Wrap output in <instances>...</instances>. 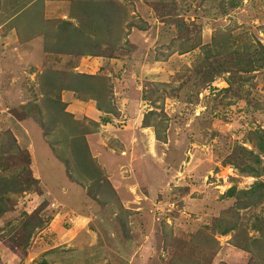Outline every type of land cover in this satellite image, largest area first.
Wrapping results in <instances>:
<instances>
[{"label": "rangeland", "instance_id": "1", "mask_svg": "<svg viewBox=\"0 0 264 264\" xmlns=\"http://www.w3.org/2000/svg\"><path fill=\"white\" fill-rule=\"evenodd\" d=\"M116 2L127 8L126 23L146 29L124 25L128 43L120 42L129 46L101 67L87 54L54 48L63 34L58 19L78 23L74 0H0V38L13 32L0 42V176H19L22 184L8 191L9 201L5 194L0 264H264V232L255 228L264 224V189L245 206L238 205L240 196L223 195L231 186L264 182V155L253 132L264 130V0ZM81 71L104 75L103 101L118 105L103 125L79 118L88 166L64 142L66 132L79 128L57 118L54 104L59 85L67 106L95 101L90 94L63 96ZM58 138L54 151L48 145ZM92 166L113 191L105 184L106 195L91 198L78 187L92 183ZM244 166L257 167L260 177ZM29 174L39 184L28 182ZM81 213L92 217L91 227L105 228L95 233L111 232L128 246L108 251L75 241L70 247L63 232L74 229L70 215ZM32 215L40 224L31 231ZM87 222L76 227L89 228ZM228 226L234 228L223 233ZM52 248L56 256H49Z\"/></svg>", "mask_w": 264, "mask_h": 264}, {"label": "trees", "instance_id": "2", "mask_svg": "<svg viewBox=\"0 0 264 264\" xmlns=\"http://www.w3.org/2000/svg\"><path fill=\"white\" fill-rule=\"evenodd\" d=\"M75 7H73L72 17L77 18L78 23H73L74 21L71 20H65L63 18H56L58 19L59 24V31H61L63 34H59V38L55 40V49L56 51H64L71 53H76L79 55H94V56H101V57H107L110 58L112 56H116L115 52L118 48L126 47V43H128V39H125L123 37V29L126 27L124 25H127L128 29H132L134 26L138 27L140 29H146V26L138 25L134 23L133 21H129L126 23V19L128 17L127 14V8L122 6L119 2H116V0H74ZM16 14H18V11H16ZM15 14V15H16ZM13 15V16H15ZM55 20V21H56ZM144 21V20H143ZM88 31V32H87ZM127 34V33H126ZM125 34V35H126ZM121 37H123L125 44L122 45ZM127 38V37H126ZM122 41V42H124ZM62 45V47H59ZM123 46V47H122ZM129 46V45H128ZM127 46V47H128ZM47 49L51 48L50 46L46 47ZM220 52V51H219ZM209 52V50L206 52ZM208 54L207 56H209ZM229 72L230 70H222V72ZM219 73V72H217ZM231 75V74H230ZM74 79L71 81L69 85H66L67 88L72 89L73 91L79 93V96L88 95L91 96L89 98H94L96 101V105L99 109L105 111V112H112L115 113L116 105H111L109 102H104L102 95L107 89V85H105L106 77L104 75H101L100 73H74ZM80 78V79H79ZM214 79V76H212L211 80ZM229 86L225 87L224 90H229V88L232 85V76L227 79ZM50 81H47V86H49ZM54 84V83H53ZM57 84V83H56ZM64 89L63 86L59 85V92L56 100L54 101V104H56V117L61 119V121L64 120L65 123L71 125L72 123L76 128L74 133L71 135L68 132L63 135L65 137L64 142L70 145V151L71 148L74 149V152L77 154L79 162H81L83 165L88 166L89 160L88 157L86 158V154L88 151L86 138H85V131L81 127H77L80 125H83L82 122L75 119L73 114L69 111H66V103L61 100L60 98V91ZM95 92V93H94ZM98 93V94H97ZM97 94V95H96ZM96 95V96H95ZM58 114V115H57ZM53 120H55L54 115H52ZM92 121V120H91ZM104 121H107L106 118ZM40 122V121H39ZM92 123H95L98 125V122L93 121ZM148 124L145 125H151L150 121L146 122ZM253 132L256 135L257 142L256 145L260 151L264 155V130L257 129L253 130ZM158 133V132H157ZM49 133L45 132V135H48ZM158 136V135H157ZM159 138V137H158ZM14 144H17V140L15 136H13ZM54 142H49V145L52 150L57 151L56 144L62 143V141L58 138L57 140H54ZM78 142V143H75ZM72 144L77 145L75 147H72ZM17 147L19 150H21V147L17 144ZM49 147V148H50ZM89 147V146H88ZM50 149V150H51ZM51 150V151H52ZM84 151V152H83ZM247 151V150H246ZM252 154H254L255 159L254 160H260L261 156L259 153H255L253 151H247ZM27 156L29 158V153L27 152ZM66 160V159H65ZM95 173L93 172V170ZM87 175L92 179V183L89 185L88 188H85L84 185L77 182V185H80L78 187H82L84 189V193H87L88 196L91 198L94 196H101L106 195L105 192L102 193L101 187L105 184H108L110 187L108 190L113 191V186L109 180L106 179L105 182H101L100 178L103 177V174L101 170H98L95 166L87 167ZM241 170L248 171L252 173V176H255L257 178L260 177V172L257 167L251 166L250 168L241 167ZM102 175V176H101ZM30 179H27L28 182L33 184H39V180L35 178L33 175L29 174ZM103 179V178H101ZM19 176H0V214L4 212L8 206V202L6 200L5 194H7L8 201V191H18L21 189V182ZM18 182V183H16ZM14 185H17L18 188H13ZM264 189V182L260 179H256L255 182L249 187L245 189H237L236 186H231L223 195H226L228 197H235L240 196L238 205L245 206L246 201L253 196L261 195L262 190ZM110 197V196H109ZM246 199V200H244ZM35 218L32 215L29 217L26 221V225L30 227L31 231L34 227H36L39 222H34ZM234 226H228L225 229L222 230L223 233L229 232L231 229H233ZM255 228L257 231H260L261 233L264 232V224H261L260 226H257L255 224ZM241 248L248 250L245 245H241ZM56 250V248H52L48 251V253H53ZM42 264H50L47 260H44Z\"/></svg>", "mask_w": 264, "mask_h": 264}, {"label": "crops", "instance_id": "3", "mask_svg": "<svg viewBox=\"0 0 264 264\" xmlns=\"http://www.w3.org/2000/svg\"><path fill=\"white\" fill-rule=\"evenodd\" d=\"M14 30V33H15V29H13ZM2 32V31H1ZM4 35H5V33H4ZM13 36V32L12 31H9V33H8V35H6V36H2L1 38H0V42H2V41H4V40H6L7 38H11ZM14 37H15V34H14ZM18 37V36H17ZM15 49H18V52L20 53L21 51H25L24 49H22V47L21 48H15ZM14 50V48H9V49H6V54H7V52H10V51H13ZM0 52H3L2 50H0ZM72 54H74V55H77L76 53H72ZM8 55V54H7ZM25 55H27V54H25ZM86 55V54H85ZM28 56V55H27ZM78 56H79V54H78ZM80 56H84V55H80ZM89 56H91V58H93V59H95V60H98L99 62H98V64H100V66H101V61H103V62H107L108 63V61H107V57H101V56H94V55H89ZM117 58H119V57H117ZM140 61H141V59H139ZM157 61V60H156ZM148 63H152V62H148ZM151 66L152 65H149V68L151 69ZM102 67V66H101ZM81 72H83V71H81ZM87 73V72H86ZM92 74V73H91ZM65 91V93H64V97L66 96V94L68 93V94H70L71 92H72V94H74L75 93V91H73V90H68V89H66V90H64ZM63 100V99H62ZM65 103H66V111H69L70 113H72L73 114V116H74V118L75 119H77V120H79V118H82V117H85L86 116V118H89V119H91L92 121H95V122H98L99 124L101 123V122H103L104 121V119L106 118V120H107V122H110V119L112 120V119H114L113 118V116H115V114L114 113H112V112H105V111H103V110H101V109H99L97 106H95L94 104H93V102H96V101H94V100H91V101H89L90 103V105H86L84 108H82L83 107V103H81V102H83V101H78L77 99H76V103L75 104H70V105H68L67 106V102L65 101V98H64V100H63ZM88 101H84V103H87ZM117 107H118V105H116ZM87 108V109H86ZM104 122H106V121H104ZM100 125H103V123H101ZM38 134V132L36 133V135ZM30 135H31V137L33 138L34 136H35V132H30ZM39 136H40V134H38ZM30 143H29V146H31L32 144H33V142H34V140H30L29 141ZM29 148V147H28ZM30 149V148H29ZM48 150L50 151V148L48 147ZM116 189V188H115ZM117 190V189H116ZM76 191H78V190H74V192H76ZM62 197L64 196V195H61ZM84 214V215H83ZM68 213H67V215L65 214V216H64V219H66V217H68ZM71 217H69L68 218V221L69 222H74L75 221V223L77 224V223H79L80 224V222H86V221H88L85 225H89V221H90V218H92V217H89V215L88 214H86V213H81V214H79V216H75L74 214H72V215H70ZM88 218H89V220H88ZM86 220V221H85ZM76 224H74L73 225V227H74V229L73 230H69V231H71V233L72 234H70L69 233V231H67V232H63V231H61V232H63L64 233V235L66 236V237H68V234H69V236H70V238L68 239V240H66V241H70L71 242V244H69L70 245V247H75V244H74V242L75 241H77L78 243H85V245H88V246H92V245H94V243H96L97 242V244L95 245V246H97V245H99V244H101V245H105L106 247H107V249H108V251L112 248V249H117V250H121V249H123V248H125V247H127V246H125L124 247V244H121V245H123V246H121L120 245V243H124V240L123 239H121V237L119 236L118 237V239H114L115 237H116V235H115V237L113 236V235H110V233L108 232V233H106V234H104V233H102V234H99V233H95V230L97 229L98 230V232L100 231V229H102V232H104V230H105V228H101L100 227V229L98 228V225H96V228L94 227H91L90 225H89V228L88 227H83V226H78V227H76ZM109 225H112V224H107V230L106 231H108V229H109ZM91 227V228H90ZM60 235V234H59ZM64 235L63 236H61L62 238H61V240H63L64 238ZM73 235H76V237H75V239H73ZM71 236H73V237H71ZM65 237V238H66ZM100 239H102V240H100ZM89 240H92V243L91 244H88L89 243ZM129 240H131V239H127L126 241H129ZM132 242V241H131ZM62 242H59V244H61ZM53 247H54V245H53ZM59 250H57L56 251V253L58 252ZM72 251V250H71ZM120 253H122L121 251H119ZM146 255L148 254V251L147 252H144ZM53 254H55V253H49V256H53ZM67 254H69V252H67ZM55 256H56V254H55ZM105 257H106V254H105ZM99 260V259H98ZM97 260V261H98ZM106 260V259H105ZM64 261V260H63Z\"/></svg>", "mask_w": 264, "mask_h": 264}]
</instances>
